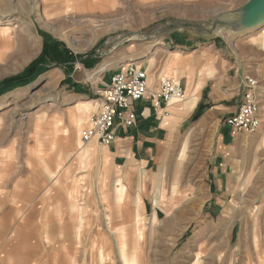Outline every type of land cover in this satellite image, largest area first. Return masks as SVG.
<instances>
[{"label": "rangeland", "instance_id": "1", "mask_svg": "<svg viewBox=\"0 0 264 264\" xmlns=\"http://www.w3.org/2000/svg\"><path fill=\"white\" fill-rule=\"evenodd\" d=\"M64 2L0 0V83L27 69L45 45L77 59L68 60L69 73L47 60V71L34 83L0 97V264H124L122 256L136 254L140 264H264V10L252 15L245 31L234 32L243 28V16L231 18L250 0H182L149 7L130 0L123 13L90 17L78 14V1ZM259 14L263 17L255 21ZM227 17L228 26L204 34ZM163 31L172 41L170 53L190 55L187 60L204 84L208 78L233 77L236 70L242 79L256 80L262 127L223 145L221 117L208 110L197 122L188 118L164 147L158 173L151 177L160 184L148 183L142 194L146 223L140 238L129 217H120L117 180L126 184L108 149L92 141L89 150L95 155L87 156L80 154L87 146L78 151L75 144L76 132L86 144L82 137L103 89L96 100L81 99L98 105L76 130L80 101L63 82L73 72L72 80L100 81L111 50L149 51ZM178 38L194 45L182 49ZM160 55L152 50L141 63L150 57L158 63ZM82 61L97 65L89 69ZM135 65L147 72L146 66ZM207 92L208 87L205 99ZM224 135L230 136L227 127ZM220 164L222 177L216 170ZM160 191L165 200L156 206ZM135 194L129 192L130 198Z\"/></svg>", "mask_w": 264, "mask_h": 264}, {"label": "crops", "instance_id": "2", "mask_svg": "<svg viewBox=\"0 0 264 264\" xmlns=\"http://www.w3.org/2000/svg\"><path fill=\"white\" fill-rule=\"evenodd\" d=\"M70 1L79 2L76 5V8L78 10V14L80 15L107 16L110 14L112 15L125 12V5H127L130 0ZM133 1L142 7H149L157 4L162 5L165 3L179 2L182 0ZM159 30L161 31V29H158L157 31ZM168 34L169 33L167 32L162 34L160 32L157 34V42L154 41V43L148 47L149 51L147 50L141 52L134 48H124L123 50H119V47H115L110 52L113 53L112 58L110 59V64L106 65V69H109H105L103 72H101L99 74L100 81H95L94 84L87 83L79 79L72 80L71 76H73L75 72L71 73L70 78L68 79L69 84L67 87L74 93L73 100L81 101V99H98L97 90L103 89L104 85L110 83L111 78L122 70V66L119 65L123 61H125L127 65L128 63L132 62L131 64H139L140 67L146 66V68L143 69H147L148 76L151 78L149 79L150 87L158 86L159 80L161 78H175L176 76H179L180 82L184 89V94L187 95L192 83L199 79L198 75L200 74H198V71L195 70L193 63L190 64L189 60H187V57L190 55H184L183 52L177 55L170 53V50L172 49L170 46L172 41H169V37H167ZM178 40L180 39H176L177 46L179 47V44H181L180 48L182 49H186L188 46L192 47L194 45L193 43H186L184 45L185 42H182L184 41L183 39H181L182 41ZM165 41H168V44H165ZM159 42L162 44L155 45V43ZM157 46L158 48L156 49ZM152 50H155L156 53L157 51L161 53V59L159 62H152L153 57H150L149 60L141 63L148 57L150 51ZM168 68L173 70L171 76H167L165 74ZM212 79L213 78H208L207 83L202 86L200 90V97L192 111H181V104H178L174 106H167L156 112L148 98L138 101L134 104V110L136 112L135 124L130 127H119L116 131L115 142L107 148L108 150L106 152L109 155L108 159L111 160L115 168H117L119 171V177L126 184L124 186L120 182V179L117 180L118 188L116 189L115 193L117 204H119L120 201V184H122V187H124L128 193L135 192L136 194L139 190L137 187L140 181L145 183L146 191L144 194L147 192L148 183H150L152 186H157L160 184L158 182L153 183L151 177L158 173L157 171L159 169L161 154L164 151V147L169 143V140H174L173 138L181 133L185 125V121L188 118L191 119L200 102L205 105L211 104L212 106L208 110L213 111L224 121L229 116L238 111L241 94L240 81L242 80V77L238 75V70L235 71V76L233 77L228 78L226 76L224 79L213 81ZM207 87L208 92L205 99L204 89ZM76 96L80 98L77 99ZM93 102L96 101H92V103L88 104L92 105L93 109H95V106L98 105V102ZM225 128L226 126L224 123L221 127L218 140H221L223 145H228L231 144L234 139L231 136L227 137L224 135ZM227 140L231 141L227 142ZM216 170L220 172L218 176L222 177L224 175L221 164L216 167ZM136 194L134 195V198L136 197ZM134 198H131L132 201H134ZM123 201L129 202L126 198H124ZM144 208H146L145 205ZM127 222L128 221H125V223Z\"/></svg>", "mask_w": 264, "mask_h": 264}, {"label": "built area", "instance_id": "3", "mask_svg": "<svg viewBox=\"0 0 264 264\" xmlns=\"http://www.w3.org/2000/svg\"><path fill=\"white\" fill-rule=\"evenodd\" d=\"M121 68L103 88L101 105L82 137L85 143L95 141L102 147H110L116 140L119 127L135 124L134 104L138 101L148 98L158 112L169 106L172 100L181 102L185 98L180 80L164 77L158 86L150 87L146 70L135 64ZM240 91L238 111L224 122L234 140L239 134H256L262 127L258 82L245 77L240 82Z\"/></svg>", "mask_w": 264, "mask_h": 264}, {"label": "bare ground", "instance_id": "4", "mask_svg": "<svg viewBox=\"0 0 264 264\" xmlns=\"http://www.w3.org/2000/svg\"><path fill=\"white\" fill-rule=\"evenodd\" d=\"M69 2H70L69 0H65L64 3L67 4V5H69L68 4ZM258 13H259V11L253 13L252 15H257ZM260 13H263V11H261ZM3 33H6V32H3ZM6 35H7L6 36V39H8L9 38L8 36H10L9 33H7ZM95 37H97V36H95ZM125 63H126L125 61L121 62V64L119 66H123ZM172 72H173V70L171 68H168L166 70V73L165 74L167 76H171L172 75ZM203 85H204V80L201 79V78L196 83H194V84L191 85V87H190V89L188 91L187 98L185 99V103L183 101H181V103H182L181 104L182 111H192V109L197 104V100L200 97V90H201V88H202ZM177 102L180 103V101L172 100L170 102V105L171 104H175ZM77 106H79V110H81V113H82V115L80 117H76L77 119L75 120L76 130H79V128L82 127V125L84 124L85 120L87 119V115L89 114V112H91L90 110L92 108V105H90L88 103H83L82 101H80V103ZM80 134L81 133H79V132L77 133L76 132V141H75V144H76V147H78V151L83 150L87 146L80 154L87 155V156L88 155H95V153H93V150H89L90 149V146H89L90 143H86V144H83L82 143ZM60 171L61 170L59 169L57 171V173L60 172ZM137 189H139V190H138V193L136 194V197L134 198L133 203L131 205H128V204H126V202L123 201L124 198H126L128 201H132V199L130 198V195L126 191V189L124 187H122V184H120V189H119V193H120L119 199H120V201H119V204H118V207H119L118 208L119 209L118 211H119V214H120V217L121 218L122 217H129L127 219H130V221H132L135 224L134 225V231L141 238L142 235H143V233H144V230H145L144 227H145V223H146V219L143 216L144 214H143V196H142V194H144V192L146 191L145 190V183L142 182V181H140ZM158 194L159 195L155 198L156 206L161 205V203L164 202V200H165V196H164V192L163 191L162 192L160 191V193L158 192ZM123 219H125V218H123ZM156 222H157L156 216H154V218L152 220V224H155ZM131 225H132V223H131ZM117 230L118 231H124L125 229L123 227H120ZM257 231L258 230H257V226H256V223H255V228H254V233H255L254 238L255 239H257V237H258V232ZM119 237L122 239L123 245L125 246V244H126V237H127L126 233H124V232L120 233L119 234ZM256 246H257V244H256ZM122 252H124V250ZM122 259H123V263L124 264H140L139 254H136L132 258H127L124 255V256H122Z\"/></svg>", "mask_w": 264, "mask_h": 264}, {"label": "trees", "instance_id": "5", "mask_svg": "<svg viewBox=\"0 0 264 264\" xmlns=\"http://www.w3.org/2000/svg\"><path fill=\"white\" fill-rule=\"evenodd\" d=\"M52 48V46L45 45V49L43 50V54L36 60L34 61L27 69H25L21 74L11 77L9 79H6L0 83V97L4 95L5 93H8L9 91H12L14 89L20 88V87H25L28 86L32 83H34L38 77L43 74L45 71H47V66H46V61L50 60L52 62L58 63L59 65L65 66V70H67V73L71 72L73 70V65L69 64L75 60L76 58H72L70 55L69 57L65 56V50L59 51L56 49L57 47L54 46L52 52H50L49 48ZM74 63V62H73ZM82 63L86 66V68L92 69L94 68L97 63L95 62H87V61H82ZM68 85L69 80L66 79L63 82V85ZM210 109V106L203 104L200 102L198 107L196 108L194 114L192 115L190 119V123L197 122L201 119V117Z\"/></svg>", "mask_w": 264, "mask_h": 264}, {"label": "water", "instance_id": "6", "mask_svg": "<svg viewBox=\"0 0 264 264\" xmlns=\"http://www.w3.org/2000/svg\"><path fill=\"white\" fill-rule=\"evenodd\" d=\"M263 10H264V0H250V2L248 4H246V6L244 7V9H242V13L235 14L234 17H232L231 19H233V20L236 19V17H237L238 14L241 15V16H243V18H242V20L240 22L242 24L241 27H243L250 20H253L254 19V16L252 17V14L253 13L258 12V11L260 13ZM225 15H227V14H225ZM247 17H249L248 20L246 19ZM261 17H263L262 14H261V16L259 14L257 16V19L255 21L259 20ZM229 20H230V18L227 17L224 20V22H219V21L218 22H215V26L212 27V28L210 27V28H207L206 30H204V34H207L208 36H212L214 34V31L216 29H221L223 26H228L229 25L228 24ZM236 27H238V26H236ZM244 29H245V27L240 28L238 30H235L234 32H242V31H245Z\"/></svg>", "mask_w": 264, "mask_h": 264}]
</instances>
